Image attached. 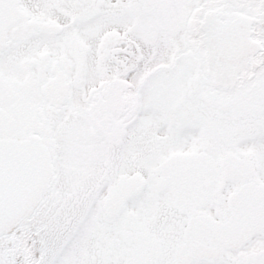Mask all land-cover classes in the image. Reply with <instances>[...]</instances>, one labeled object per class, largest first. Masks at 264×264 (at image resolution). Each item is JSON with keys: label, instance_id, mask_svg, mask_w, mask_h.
<instances>
[{"label": "snow or ice", "instance_id": "snow-or-ice-1", "mask_svg": "<svg viewBox=\"0 0 264 264\" xmlns=\"http://www.w3.org/2000/svg\"><path fill=\"white\" fill-rule=\"evenodd\" d=\"M0 264H264V0H0Z\"/></svg>", "mask_w": 264, "mask_h": 264}]
</instances>
